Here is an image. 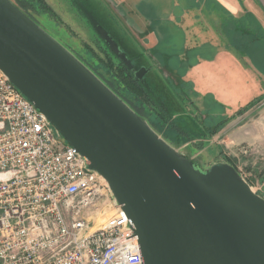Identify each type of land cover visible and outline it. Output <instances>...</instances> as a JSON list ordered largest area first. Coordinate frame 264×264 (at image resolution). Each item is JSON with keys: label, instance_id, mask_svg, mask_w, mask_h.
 I'll list each match as a JSON object with an SVG mask.
<instances>
[{"label": "water", "instance_id": "obj_1", "mask_svg": "<svg viewBox=\"0 0 264 264\" xmlns=\"http://www.w3.org/2000/svg\"><path fill=\"white\" fill-rule=\"evenodd\" d=\"M75 1L129 63L128 40L105 5ZM0 69L104 177L132 223L142 264H264V198L237 169L226 162L197 168L11 0H0ZM148 70L133 74L143 83Z\"/></svg>", "mask_w": 264, "mask_h": 264}, {"label": "built area", "instance_id": "obj_2", "mask_svg": "<svg viewBox=\"0 0 264 264\" xmlns=\"http://www.w3.org/2000/svg\"><path fill=\"white\" fill-rule=\"evenodd\" d=\"M44 116L0 69V264H142L104 177Z\"/></svg>", "mask_w": 264, "mask_h": 264}, {"label": "crops", "instance_id": "obj_3", "mask_svg": "<svg viewBox=\"0 0 264 264\" xmlns=\"http://www.w3.org/2000/svg\"><path fill=\"white\" fill-rule=\"evenodd\" d=\"M98 1L105 5V0ZM109 1L118 6L127 22L125 28L121 26L105 5L108 19L128 40H123L122 45L136 65L149 68L143 79L144 87L182 126L189 127L186 107L176 94L177 88L166 79L150 53L153 50L150 46L160 42L167 44L165 48L169 50L175 32L182 35V52L176 57L179 63L167 66L175 69V77H182L179 83L190 85L193 102L202 103V110L212 102L211 112L218 107L221 114L235 116L230 123L243 115L236 114L238 108L264 95V0ZM239 26L243 29L241 33ZM253 30L258 31V42L237 40L240 35L253 34L256 40L258 36ZM135 35L146 42L148 54ZM165 57L167 60L172 55Z\"/></svg>", "mask_w": 264, "mask_h": 264}, {"label": "rangeland", "instance_id": "obj_4", "mask_svg": "<svg viewBox=\"0 0 264 264\" xmlns=\"http://www.w3.org/2000/svg\"><path fill=\"white\" fill-rule=\"evenodd\" d=\"M11 1L68 48L103 81H110L116 86L119 85L121 96L128 99L133 98L134 94L129 88L127 80L125 82L120 78H116L119 73L121 75L124 68L121 71L117 58L107 49L106 42L100 34L88 23L89 21L80 10L79 6L81 5L77 4L75 0ZM81 2L83 3V1ZM104 3L109 7L111 14L116 15L114 17L117 18V22L125 28L127 22L120 15L118 6L112 4L109 0H105ZM241 29L242 27L239 29V33L242 32ZM175 33L177 34L171 37L169 50L166 51L167 47L165 48V46L167 44L160 42L155 47L150 46L153 49L150 53L155 58L154 60L159 62L161 67L159 68L166 75V79L177 88L175 91L186 107V112H188L186 124L189 125L188 128L191 130L169 118L172 124L175 123L187 132H173L174 129L164 124L160 135L164 136V139L173 148L175 147L189 157L198 166L197 168L206 169L215 162L230 163L245 178L255 193L264 198V95H259L243 107L238 108L236 114L243 113V115L238 116L230 123L229 120L235 116L221 114V108L218 107L212 109L211 112L210 106L211 108L214 106L212 102L207 103V106L204 105L202 110V103L195 102V104L193 102V95L189 91L190 85L187 82L179 83L182 77H175V69L170 67L179 63L176 57L182 52V35L178 32ZM253 33L258 36L256 40L254 34L251 36L238 34L240 36L237 37V40L256 43L259 39L258 31L253 30ZM135 36L137 40L142 42L146 54H148L146 42L142 37ZM168 54L172 57L166 60L165 56ZM156 55H159V57ZM169 64L170 66H167ZM124 73H126L125 70ZM136 103L140 104V101L137 100ZM154 112L148 110V107L145 109V113ZM112 213V207H107L104 216L108 217Z\"/></svg>", "mask_w": 264, "mask_h": 264}, {"label": "trees", "instance_id": "obj_5", "mask_svg": "<svg viewBox=\"0 0 264 264\" xmlns=\"http://www.w3.org/2000/svg\"><path fill=\"white\" fill-rule=\"evenodd\" d=\"M108 49V48H107ZM115 58H117V62L121 66L123 72L119 73V76L116 78H120L123 81L129 84V88L132 90L134 96L132 99L125 98L121 96L119 85H114L113 82H106L104 81L109 88H111L115 93H117L126 103L131 106L133 110H135V113L147 120L149 123V126H151L156 132L160 134L161 130L163 129V125L167 124L171 129H174V131H177L178 133L187 132L184 128L182 129L175 123H171L170 119L171 116L166 112V110L158 103L156 100H154L153 96L147 91V89L144 87L143 83L140 79H138L134 73V66L128 65L126 62L122 61L117 55H115L111 49H108ZM124 70L126 73H124ZM124 73V74H123ZM118 75V74H117ZM137 100L140 101V104H137ZM148 107V110L155 111L154 113H145V109ZM154 115V116H153ZM152 117V118H151ZM170 118V119H169ZM164 138V136H163Z\"/></svg>", "mask_w": 264, "mask_h": 264}, {"label": "flooded vegetation", "instance_id": "obj_6", "mask_svg": "<svg viewBox=\"0 0 264 264\" xmlns=\"http://www.w3.org/2000/svg\"><path fill=\"white\" fill-rule=\"evenodd\" d=\"M109 46L107 45V48H108ZM118 57V56H117ZM132 60H134V59H129L128 61H129V63H127L128 65H133L134 66V68H133V70L134 71H136L137 69H139L141 66H139V65H136Z\"/></svg>", "mask_w": 264, "mask_h": 264}, {"label": "bare ground", "instance_id": "obj_7", "mask_svg": "<svg viewBox=\"0 0 264 264\" xmlns=\"http://www.w3.org/2000/svg\"><path fill=\"white\" fill-rule=\"evenodd\" d=\"M251 188V187H250ZM252 190L254 191V189L252 188Z\"/></svg>", "mask_w": 264, "mask_h": 264}]
</instances>
